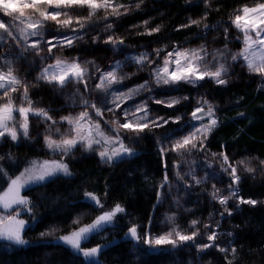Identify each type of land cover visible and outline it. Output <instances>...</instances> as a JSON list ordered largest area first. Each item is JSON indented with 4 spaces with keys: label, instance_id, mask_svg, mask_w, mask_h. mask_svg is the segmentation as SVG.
I'll return each instance as SVG.
<instances>
[{
    "label": "trees",
    "instance_id": "trees-1",
    "mask_svg": "<svg viewBox=\"0 0 264 264\" xmlns=\"http://www.w3.org/2000/svg\"><path fill=\"white\" fill-rule=\"evenodd\" d=\"M138 2L140 0H117L115 4L131 7L127 14L109 15L107 20L104 19V12H99L81 32L83 39L70 48L57 46L49 54L47 40L73 35L70 28H58L55 22L49 21L45 25L39 55L32 50L25 52L23 40L17 42L7 38L0 45V57L13 61L15 74L29 85V97L34 105L46 109L57 122L62 116L75 115L82 110L79 104V95L82 94L105 109L103 120L96 119L100 120L105 131L112 134L111 125L104 123L111 121L106 109L111 105L112 97L95 90L98 81L94 71L90 92H85L82 84H69L61 90L43 80H36L45 66L60 58L81 63L92 61L101 71L110 70L112 64L119 61L122 74L128 78L113 85L114 90L127 92L148 82L150 87L134 99L145 98L150 111L157 117H182L183 121L190 116L198 100H207L216 112L219 126L208 136L206 150L193 151L184 158L172 152L163 157L160 154V142L165 137L172 139L186 127L171 122L163 128L146 130L137 140H132L129 133H122L124 142L137 154L112 164H102L91 155L72 153L64 159L69 166L70 176L55 177L22 193L30 200L28 208H24L25 212L20 213L26 222L23 232L26 244L17 246L0 240V264H98L86 263L65 247L49 241L53 236L68 234L76 227L91 223L117 203L124 207L125 212L117 217L116 224L92 235L84 244L86 247H103L99 264H227L228 260L232 264H264V168L260 165V161L264 160V84L261 78L232 61H229L231 68L225 85L204 80L196 87L181 83L156 88L151 76L152 66H156L164 53L173 47L197 48L205 45L211 51L222 49L227 43L231 52H238L242 47V36L232 26L230 17L244 5L253 6L257 0H207L211 5L208 8L205 7V0H143L136 8ZM52 11L56 9H49V12ZM67 11L74 17L87 15V9L73 8ZM205 14L207 18L202 19ZM0 17L11 22L2 13ZM191 20H201V23L199 26L181 27ZM144 21H148V24L145 25ZM108 23L112 24L111 29H106ZM205 24L210 27L204 28ZM157 26H160L158 33L150 36L138 34ZM73 27L78 26L73 24ZM225 28L229 30L227 40ZM4 35L7 37L6 33ZM109 35L123 39L124 43L115 47L104 43ZM94 37L97 38L95 41ZM33 39L36 38L30 39L29 43ZM52 42L55 44L56 40ZM156 49L164 51L157 56ZM128 53H147L153 63L138 71L139 66L126 58ZM2 65L3 60H0ZM77 88L80 94L74 97L77 103L73 104L70 97ZM22 91L21 88L12 93L16 107L25 103L21 98ZM172 97L188 99H181L172 108L153 102V98ZM4 102L6 100H0V103ZM92 115L95 116V113ZM30 123L28 139L20 138L15 144L9 141L0 143V167L9 176L20 173L33 158H46L42 138L46 134L58 137L55 128L64 130L68 127L66 123L46 124L35 116L31 117ZM221 152L239 168L241 181L233 186L238 190L236 196H230V177L221 171L218 155ZM214 153L217 155L214 156ZM177 161L180 163L179 169L173 167ZM238 161H247L257 171L247 173ZM177 171L182 179L177 177ZM189 173L194 174L195 178ZM165 174L169 180L161 188ZM196 179L201 183L197 184ZM6 184L7 178L0 175V187ZM214 185L221 196H230L226 205L212 198ZM85 192L94 193L104 207H96L85 197ZM240 199H251L257 203L255 206L241 204ZM169 216L174 220L169 221ZM76 219H79V225L73 224ZM192 220L199 221L197 229L201 235L175 248L170 245L149 247L127 236L128 229L133 225L138 226L141 235L150 233L158 236L173 227L191 232ZM206 224L210 228H205ZM213 229L219 237L215 244L227 249L226 253L216 247L198 250L197 245L208 243L206 234ZM233 247L236 249L234 255L231 252Z\"/></svg>",
    "mask_w": 264,
    "mask_h": 264
},
{
    "label": "snow or ice",
    "instance_id": "snow-or-ice-1",
    "mask_svg": "<svg viewBox=\"0 0 264 264\" xmlns=\"http://www.w3.org/2000/svg\"><path fill=\"white\" fill-rule=\"evenodd\" d=\"M142 2L143 0H140L135 7L139 8ZM210 6L205 0V7ZM130 7V5L115 4L113 0H0V13L3 14V17H9L11 20V22H6L0 17V45L6 42L7 38L17 42L23 40L24 46L22 47L25 52L32 50L39 55L42 50L41 43L44 41L45 25L47 22L52 21L57 24L58 28H70L73 35H64L63 37H54L47 40L48 52L51 54L54 47L70 48L74 46L76 41L83 39L81 32L86 28L87 22L96 17L99 12L103 11L105 14L104 19L107 20L109 15L127 14ZM73 8L87 9V15L74 17L70 11H67ZM49 9H56V11L49 12ZM206 18L207 15L205 14L202 19ZM230 21L232 26L242 34V47L238 52H231L227 43L224 48L211 51L205 45H200L197 48L173 47L163 57L162 64L151 70V76L157 86H175L184 83L196 87L199 82L204 80H212L218 85H225L228 83V73L231 68L229 61L237 62L241 60L243 61L242 66L250 74L258 75L262 84H264V0H257L253 6H242L236 14L230 17ZM200 23L201 20H191L188 25L181 27L199 26ZM73 24L78 27H73ZM144 24L147 25L148 21H144ZM105 27L111 29L112 24L108 23ZM208 27L210 26L204 25V28ZM159 31L160 26H157L138 34L150 36ZM228 31V28L224 29L226 40ZM5 33L7 37L4 35ZM32 38L36 39L29 43ZM53 39L56 40L55 44L52 42ZM96 39V37L93 38L94 41ZM104 43L112 44L115 47L118 44H123L124 41L109 35ZM155 51L156 55L159 56L164 50L156 49ZM128 59L139 66L138 71L153 63L147 53H140ZM0 60H3V65L0 66V100H6V102L0 103V137L7 135L12 141H17L20 135L29 138L30 116L38 117L46 124L51 122V125H57L58 123L68 125L67 129L64 130L59 127L55 128L58 137L52 134H46L44 137V144L47 149L52 153H59L60 159L32 160L14 177L9 176L7 171L0 167V175L7 178L6 186L0 187V212L4 213L0 214V240L17 246L26 244V240L23 238L26 222L20 218V209L28 208L30 204V200L21 194L22 190L29 185L43 182L46 178L57 173H63L66 176L71 175L68 164L64 162V157L72 154L74 149L79 146L85 151H94L102 162L112 164L124 156L133 155V148L124 142L122 133H132L139 138L146 130L153 131L156 128H163L170 122L177 123L182 119V117H175L171 120L164 117H151L147 103L144 102L136 105L134 109L124 110L123 121L118 118L104 121V123L111 125L112 134H110L104 130L100 123V120H103L105 109L80 94V89L77 88L70 99H72L73 104H76L77 101L74 97L80 94L79 104L82 106V110L75 115L62 116L60 121L57 122L46 109L34 105L29 97V85L15 74L13 61L7 57H0ZM121 69L122 64L119 61L110 70L101 71L99 66L92 61L81 63L78 60L69 61L57 58L54 63L41 70L36 80H43L45 83L61 90L69 84H82L84 91L90 92L92 90L90 81L94 71L97 74L96 79L98 81L95 84V90L111 95L110 103L112 107L106 110L116 113L123 103L134 99L135 96L150 87L148 82H145L135 88L128 89L127 92L114 90L113 85L120 84L128 78L127 75L122 74ZM21 88L23 89L21 98L27 106H25V103H21L19 107H16L12 93L20 91ZM181 99H188V97H173L169 100L153 98V102L172 108L179 104ZM197 103L198 106L192 110L190 115L193 121L198 122V125H194L191 131L181 137L175 139L165 137L160 142L159 150L162 157L168 152H172L177 157L184 158L193 151L206 150L205 142L214 129L219 126V122L213 106L207 100L198 101ZM16 112L19 114L18 128L14 123L16 120L14 113ZM93 112L95 116L92 115ZM96 117L100 120H97ZM213 155L217 154L214 153ZM218 155L221 159V171L230 177V196H236L238 190L233 186L238 185L241 181V176L238 174L239 168L231 163L225 153L221 152ZM237 163L242 165L244 171L249 174L257 171L256 168L249 166L247 161H238ZM260 165L264 168V160L260 161ZM165 167H167L166 164ZM173 167L179 169V161L174 163ZM189 175H193V178H195L194 174L189 173ZM177 177L179 179L183 178L179 171H177ZM168 180V175L165 174L160 187L163 188ZM195 182L197 184L201 183L199 179H196ZM213 188L212 198L217 200L219 204L226 205L230 196H221L215 185ZM85 197L94 202L96 207H104L103 202L94 193L85 192ZM157 199H160V192L157 193ZM239 202L253 206L257 203V201L251 199H240ZM225 211L228 210L225 209ZM123 212H125L124 207L117 203L110 210L103 211L91 223L76 227L59 239L86 259H94L102 252L103 247L97 245L84 248L82 243L88 240L93 233L99 232L105 225L112 223L114 218ZM167 219L173 221L174 217L169 216ZM79 223V219L73 220L74 225H79ZM198 224L199 221L197 220L191 221L190 227L193 229L191 232H184L179 230L178 227H173L170 231L158 236H152L150 233L141 235L138 232V226L133 225L128 229L127 236L132 241H142L143 244L149 247L170 245L175 248L179 244L194 241L197 236L201 235L197 229ZM204 227L210 228L207 224ZM218 238L217 232L214 229L210 230L206 234L208 243L197 245L198 250L204 251L216 247L219 251L226 253L227 249L215 244ZM231 252L234 255L236 249L233 247ZM227 264H232V261L228 260Z\"/></svg>",
    "mask_w": 264,
    "mask_h": 264
},
{
    "label": "rangeland",
    "instance_id": "rangeland-1",
    "mask_svg": "<svg viewBox=\"0 0 264 264\" xmlns=\"http://www.w3.org/2000/svg\"><path fill=\"white\" fill-rule=\"evenodd\" d=\"M117 0H113V2H116ZM241 36H242V34H241ZM241 44H242V39H241ZM166 53L167 52H165L164 53V55L161 57V59H160V62L157 64V65H159V64H162V60H163V57L166 55ZM140 53H128L127 55H126V58H129V57H132V56H136V55H139ZM233 63H235V62H233ZM236 63H238L240 66H242L243 65V61L241 60V61H237ZM116 64V62L115 63H113L112 64V66L113 65H115ZM156 65V66H157ZM48 66V65H47ZM156 66H152V68H151V70L153 69V68H155ZM46 67V66H45ZM44 67V68H45ZM243 67V66H242ZM243 68H245V67H243ZM246 69V68H245ZM247 70V69H246ZM41 72V71H40ZM153 79V78H152ZM210 81H212V80H210ZM153 82H154V87H158V88H168V87H170V86H164V85H161V86H157V84L155 83V81L153 80ZM202 82V81H201ZM200 83V82H199ZM215 83V82H214ZM173 98V97H172ZM160 100H169V99H171V98H159ZM198 101H203V100H198ZM144 102H146V99L145 98H139V99H133V100H128V101H126L125 103H123L122 105H121V108H120V110H118L116 113H113V112H109L110 113V117H111V120L112 119H114V118H118V119H120L121 121H123V111L124 110H130V109H134L135 108V106L136 105H138V104H141V103H144ZM197 106H198V104H197ZM197 106H195V108L197 107ZM110 107H112V105H110L108 108H110ZM147 107H148V104H147ZM206 107V106H205ZM107 108V109H108ZM148 109H149V107H148ZM150 110V109H149ZM81 111V110H80ZM79 111V112H80ZM16 114H17V120H15V126L18 128L19 127V114H18V112H16V113H14V115L16 116ZM150 116L151 117H157L156 115H154L151 111H150ZM31 117L32 116H30V120H31ZM171 119H173V118H171ZM171 119H169V120H171ZM176 124H179L180 126H182V127H185V129H183L182 131H181V133L180 134H178V135H176V136H174V137H172V139H175V138H178V137H181V136H183V135H186L189 131H191L192 129H193V126L194 125H198V122H196V121H193L192 119H191V115L190 116H188L187 117V120H185V121H183V120H180L179 122H177ZM30 127H31V123H30ZM182 128H178V130H181ZM129 136L131 137V139L132 140H137V139H139V138H137V137H135V135L134 134H132V133H129ZM45 137V136H44ZM44 137L42 138V146H43V150L46 152V155H47V157L46 158H33L32 160H40V161H42V160H45V159H48V160H51V159H60V154L59 153H52V152H50L48 149H47V147L45 146V144H44ZM20 138H23V139H28V138H24L22 135H20L19 136V138H18V140L20 139ZM18 140L17 141H12L11 140V138L9 137V136H7V135H5L4 137H0V143L1 142H4V141H9V142H11V143H17L18 142ZM74 152H78V153H83V154H86V155H91V156H94V157H96L98 160H99V162H101L102 164H107V163H104V162H102L101 160H100V158H99V156L97 155V153L96 152H89V151H85V150H83V148H81V147H77L76 149H74L73 150V153ZM135 154H137L136 153V151L135 150H133V155H131V156H124L122 159H127V158H130V157H132V156H134ZM71 155V154H70ZM69 157V155L68 156H65L64 157V159H66V158H68ZM122 159H120V160H122ZM32 160H30V162L32 161ZM119 161V160H118ZM29 162V163H30ZM117 162V161H116ZM28 163V164H29ZM115 163V162H114ZM27 164V165H28ZM26 165V166H27ZM25 166V167H26ZM24 167V168H25ZM23 168V169H24ZM22 169V170H23ZM21 170V171H22ZM20 171V172H21ZM19 174V173H18ZM17 174V175H18ZM58 176H64V177H68V176H70V175H64L63 173H57V174H55V175H53V176H51V177H48V178H46V180L45 181H43V182H40V183H38V184H32V185H29L27 188H25L24 190H22V193L25 191V190H27V189H29V188H31V187H34V186H37V185H41V184H44V183H46V182H48L49 180H52L53 178H55V177H58ZM21 193V194H22ZM113 207V206H112ZM111 207V208H112ZM111 208H109L108 210H110ZM25 209L24 208H21L20 209V213H22V212H25L24 211ZM107 211V210H106ZM0 214H4V213H2V212H0ZM120 214H123V213H120ZM120 214H118L115 218H114V220H113V222L112 223H110V224H108V225H105L99 232H101L102 230H104V229H106V228H108V227H112V226H114L115 224H116V221H117V217L120 215ZM21 218V217H20ZM22 219V218H21ZM99 232H97V233H99ZM94 234H96V233H93L92 235H94ZM66 235V234H65ZM91 235V236H92ZM61 236H63V235H58V236H53V238H51V240L49 241V242H51V243H53V244H58V245H61V246H63V247H65L66 249H68L73 255H75V256H77V257H79V258H81L84 262H86V263H89V262H94V263H100V258H99V255H98V257H96V258H94V259H86L85 257H83L81 254H79L78 252H76L75 250H73L70 246H68V245H66V244H64L62 241H60V237ZM90 236V237H91ZM89 237V238H90ZM89 238H88V240H89ZM88 240H86V241H84L83 243H82V247H84V248H91V247H86L84 244L88 241Z\"/></svg>",
    "mask_w": 264,
    "mask_h": 264
}]
</instances>
